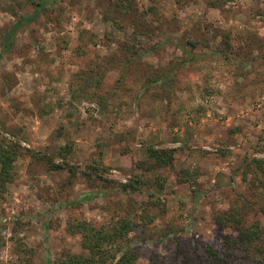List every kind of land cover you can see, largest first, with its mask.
I'll return each instance as SVG.
<instances>
[{"label": "rangeland", "instance_id": "374dc122", "mask_svg": "<svg viewBox=\"0 0 264 264\" xmlns=\"http://www.w3.org/2000/svg\"><path fill=\"white\" fill-rule=\"evenodd\" d=\"M114 1L0 0V40L43 7L0 57V143L19 146L0 189V264H52L84 251L70 223L122 218L135 226L113 253L131 243L136 264H174L179 250L220 242L214 217L245 191L244 158L264 160V0H129L122 23L129 31L137 20L153 52L122 83L105 68L123 57L124 33L104 17ZM224 35L235 50L219 49ZM189 38L209 45L188 58L177 44ZM91 68L102 71L96 87ZM150 76L159 86L143 93ZM150 145L174 150L173 160L146 167ZM135 180L140 191H124Z\"/></svg>", "mask_w": 264, "mask_h": 264}, {"label": "trees", "instance_id": "16d2710c", "mask_svg": "<svg viewBox=\"0 0 264 264\" xmlns=\"http://www.w3.org/2000/svg\"><path fill=\"white\" fill-rule=\"evenodd\" d=\"M112 5L113 7L108 8L107 12L104 13V17L105 20H110L116 29L124 33L123 41L118 40L117 42L123 57L120 58L116 54L110 55L106 58L105 68L107 67L109 69L113 67L119 69L121 76L117 81L122 83L123 74L128 70L130 65L134 61L140 60L142 56L152 53L153 48L148 45L147 39L138 38L137 26L139 23L137 20H130V32L128 31L127 25L122 23L124 19L121 16L129 12V0H116ZM42 9L43 7L40 3H35V9L32 15L25 18H18L10 28L5 30L0 40V57L9 50L11 40L17 29L26 23L32 22ZM140 33L143 35L142 37L145 35L147 38L152 36V34H147L148 32L142 30H140ZM223 37V42H221L219 49L223 52L235 50V45L233 46L230 43V36L224 35ZM208 42L207 40L201 41L189 38L184 44H177V47L181 49L183 55L188 54V58H191L194 55L192 50L197 48L200 43L208 46ZM236 45L239 46L240 42ZM219 49L217 51H221ZM183 59H186L185 56ZM89 70L91 74L86 77L89 80L87 84L91 87H96L99 85L100 72L102 71L93 68ZM150 77L142 85L143 93L149 92L150 90L153 92V88L159 86L161 78ZM162 87L165 90V85ZM80 89H82V86ZM106 97L100 95L94 99H96L95 101L97 103L101 104ZM18 148V144L6 145L4 142L0 143V189L5 188V185L13 176V161L18 155ZM59 151L62 155L70 152L67 150V147H61ZM146 151L147 156L154 160L152 164L146 165V167H153L154 165L162 167L169 164L174 157V150L171 149H158L150 145L146 148ZM244 159L246 160H243L241 177L245 191L239 192L235 198H232L231 201L229 200V207L225 210L218 211L214 217L219 229L218 239L220 242L215 245L201 243V245H197L196 247L189 246L188 250L184 251V254L179 250V254L175 256L174 264H264V160L261 158L248 160L247 157ZM60 167H62V164H55L53 166V168ZM97 168L96 166L93 169ZM237 169L240 170L239 167ZM185 172L183 171V173ZM186 174L188 173L186 172ZM182 177L178 181L187 182L188 176ZM138 183H140V180H135V182H131L130 184H123L122 188L124 191L127 188H130L132 191H140V185ZM90 197L91 194H84L83 197L73 202L80 203L83 200H88ZM260 215L263 218L262 220L259 219ZM134 226L135 223L131 218H122L120 221L111 224L108 228L107 226L105 227L86 220L72 222L68 225L67 231L80 235L81 246L84 251L61 255L52 264H104L108 258L114 260L113 264H136V252L130 246V242L125 248H121L119 255H116L110 250L117 242L126 238ZM228 227L235 230V236H231L229 233L222 231ZM49 257V252L46 250L45 262L50 263Z\"/></svg>", "mask_w": 264, "mask_h": 264}]
</instances>
